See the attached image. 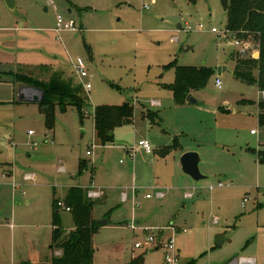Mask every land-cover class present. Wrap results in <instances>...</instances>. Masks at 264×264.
I'll use <instances>...</instances> for the list:
<instances>
[{
    "label": "rangeland",
    "instance_id": "rangeland-1",
    "mask_svg": "<svg viewBox=\"0 0 264 264\" xmlns=\"http://www.w3.org/2000/svg\"><path fill=\"white\" fill-rule=\"evenodd\" d=\"M57 14L79 31L56 32ZM16 22L31 31H7L0 45L8 47L3 58L11 64H0V71L43 81L58 72L80 85L86 100L81 115L75 106L61 111L55 104L47 127L39 102L10 100V77L2 74L0 162H9L12 175L0 168V264L55 255L52 198L62 201L74 185L104 191L91 212L109 221L92 236L95 264H166L165 249L145 244L143 228L149 234L161 228L165 240L173 235L180 264H232L240 258L264 264V124L257 118L264 91L233 73L237 59L259 52L247 46L242 56L231 33L211 30H226L221 0H14L13 8L0 0V26ZM25 57L27 66L13 64ZM78 57L87 72L83 79L73 66ZM170 62L213 72L204 88L189 89L178 103ZM218 66L226 70L218 74ZM84 82H90L89 92ZM189 94L196 102L186 100ZM126 103L133 106L131 122L102 144L93 132L94 107ZM147 110L157 114L159 125L149 123ZM174 136L178 146L161 150ZM139 139H147L153 151L135 149ZM182 151L198 153L205 178L195 181L182 171ZM133 186L139 188L135 196ZM59 214L63 229L73 230L71 212L60 208ZM136 242L142 246L135 248Z\"/></svg>",
    "mask_w": 264,
    "mask_h": 264
},
{
    "label": "trees",
    "instance_id": "trees-1",
    "mask_svg": "<svg viewBox=\"0 0 264 264\" xmlns=\"http://www.w3.org/2000/svg\"><path fill=\"white\" fill-rule=\"evenodd\" d=\"M194 1V0H192ZM227 12L228 33L237 38L245 46L258 50L257 58L236 60L233 70L234 75L247 82L255 83L259 90L264 91V0H221ZM90 50V48H89ZM90 52V51H89ZM168 67L175 68V78L171 84L174 99L182 103L185 92L189 89L199 90L204 88L212 74V69L204 65L179 66L170 62ZM256 68L257 76H253ZM47 81L37 80L31 75L9 71L3 74L11 75L12 80L23 86H35L43 90V99L40 103L46 117V125L50 127L53 122V106L56 104L61 111L67 106L77 107L80 112L85 104L81 86L75 85L70 79H64L58 72H54ZM257 118L260 124H264V101L257 102ZM133 106L129 103L122 105H97L93 109V123L96 137L102 144L112 141L113 130L123 124L131 122ZM147 118L150 123H159L160 119L155 112L147 110ZM177 137L173 138V147H177ZM171 147V146H170ZM170 147H165L169 149ZM86 164H82L85 171ZM86 189L80 185L70 186L62 201L52 198L51 226L52 246L60 249V255L52 256L46 263H34L30 260H22L14 264H95L93 262L92 236L97 231L99 224L91 216L94 201L86 196ZM67 209L71 212L75 227L65 231L59 209ZM130 264H139L133 260ZM191 264V263H188Z\"/></svg>",
    "mask_w": 264,
    "mask_h": 264
},
{
    "label": "built area",
    "instance_id": "built-area-1",
    "mask_svg": "<svg viewBox=\"0 0 264 264\" xmlns=\"http://www.w3.org/2000/svg\"><path fill=\"white\" fill-rule=\"evenodd\" d=\"M153 1V0H150ZM149 7L148 3H143V8L147 9ZM54 30H56V32H61L62 30H69V31H73V32H78L79 31V27L76 26L75 22L71 19H65L64 17H62V15L57 14L56 18H55V27ZM213 32H216L222 36H225L228 34V31H222V30H216L215 28L211 29ZM233 43L235 46H237L239 49V54L242 56H245L247 53V46L243 45L241 43V41L239 39H234ZM252 55V53H251ZM74 69L76 74L81 78H85L87 77V72H86V68L84 65V61L82 58L78 57L76 58L75 63L73 64ZM215 86L220 89L222 87V82L220 80L219 77H217L215 79ZM82 88L84 89V91L89 92L90 88H91V84L90 82H84L82 83ZM264 95V92H263ZM251 132H254V130H252ZM29 134H32V131H29ZM94 145V144H92ZM135 149H142L144 152L146 153H151L153 151V147L151 146V144L149 143V141L147 139H139L137 141L136 144V148ZM91 151L88 150L87 154H90ZM25 178H28V176H25ZM218 185H221V182H218ZM88 197H98L101 192L94 190V189H90L87 191ZM160 195V193H159ZM147 198L150 197L149 194L145 195ZM68 210V208L66 209ZM130 227L132 229H135L136 226L135 225H130ZM154 231H151L150 234L148 233L149 229L143 228V231L146 232L147 235V239L145 241V244H150V245H160L162 246L165 250H164V260L166 264H180L179 263V256H178V250L175 247V241H174V237L169 236L165 242L164 240L160 241L159 240V235L160 232H162L163 230L161 228H152ZM164 242V243H163ZM141 243L140 242H136L134 244L135 248H139L141 247ZM232 264H255L254 260L251 258H240L239 260L233 262Z\"/></svg>",
    "mask_w": 264,
    "mask_h": 264
},
{
    "label": "crops",
    "instance_id": "crops-1",
    "mask_svg": "<svg viewBox=\"0 0 264 264\" xmlns=\"http://www.w3.org/2000/svg\"><path fill=\"white\" fill-rule=\"evenodd\" d=\"M69 1V0H68ZM70 3H72L71 1H70ZM72 4H74V3H72ZM18 22H16V24H14V25H10V26H8V27H3V26H0V42L2 41V40H5L6 38H7V35H6V33H7V31H11L12 29H14L16 32H18L19 34H21V35H23L22 33H24V32H26V31H31V29H28V28H26L25 27V25L24 24H22V25H20V26H18V24H17ZM80 27V26H79ZM18 37H20V36H18ZM18 49V48H17ZM7 50H8V47H6V46H4V45H0V51L3 53L2 55H0V56H2V57H0V64H11V63H9L8 61H6V59H4L3 58V56H5V54H7L8 52H7ZM20 50V49H19ZM6 51V52H5ZM90 51V50H89ZM24 52H27V51H24ZM26 57L24 58V59H16L17 61H15L13 64H15V66L16 67H23V66H27V65H25V62H26ZM19 60V61H18ZM43 65V64H42ZM40 68H45V69H48L47 68V66H40ZM39 68V69H40ZM221 68H222V66H221ZM32 70H35V69H32ZM62 70H64V69H62ZM61 70V71H62ZM9 71H13V70H11V69H9V70H2V71H0V80H1V78H2V74L3 73H6V72H9ZM221 71H223V70H221ZM3 75H7V74H3ZM7 76H9L10 78H9V81L11 82V84H12V88H11V101H16V102H21V101H19L18 100V92H19V89H20V87L21 86H23L22 84H20V83H18V82H15V81H13L12 80V77H11V75H7ZM3 103V102H2ZM149 123H150V121H149ZM152 124V123H151ZM153 124H160V122L159 123H153ZM252 131V130H251ZM93 132L95 133V130H94V123H93ZM174 137H176V136H174ZM173 137V138H174ZM172 144H173V140H172ZM172 144H169V145H166V146H163V148L161 147L160 149L162 150V149H164L165 147H170V146H172ZM160 149H159V151H160ZM90 150V149H89ZM88 151V150H87ZM91 151V150H90ZM167 151H169V150H167ZM184 152H186V151H182L181 153H180V155H182ZM86 154H87V152H86ZM89 155V154H88ZM1 167H3V169L4 170H6V174L7 175H9V176H11L12 175V169H10V167H11V165L9 164V162H0V168ZM82 186V185H81ZM90 187V189L92 188L91 186H89ZM89 187H86V189L87 188H89ZM89 189V190H90ZM93 189V188H92ZM88 190V189H87ZM87 190H86V193H87ZM139 190V188L138 187H132L131 188V192H132V196H135V194H136V192ZM98 191H100L101 192V194L98 196V197H95V198H103L104 197V194L102 193V192H104L102 189L101 190H98ZM87 197H88V194H87ZM89 198H91L92 200L93 199H95V198H92V197H89ZM124 199L126 198V196H124L123 197ZM147 198V197H146ZM26 202H27V200H26ZM93 207H94V205H93ZM93 210V209H92ZM69 211V210H68ZM92 215H93V213H92ZM93 218L94 219H96V217H94V215H93ZM96 220H100V219H96ZM109 221H107V223H108ZM106 223V224H107ZM160 236V235H159ZM164 237H165V235H164V233H163V236L161 235V238L160 237H158L159 238V240L160 241H162V240H165L164 239ZM157 246H159L160 247V245H157ZM50 247H52V245H50ZM58 251V253H56ZM56 252H55V255H60V253H61V251H60V249H58L57 248V250H56ZM54 255V256H55ZM12 257V256H11ZM12 260V259H11ZM22 260H30V261H33L34 263H46V262H48L49 260H47V259H44V260H41V258L39 257V256H28V258L27 259H21V261ZM9 264H14V263H9Z\"/></svg>",
    "mask_w": 264,
    "mask_h": 264
},
{
    "label": "water",
    "instance_id": "water-1",
    "mask_svg": "<svg viewBox=\"0 0 264 264\" xmlns=\"http://www.w3.org/2000/svg\"><path fill=\"white\" fill-rule=\"evenodd\" d=\"M9 8L14 7V0H5ZM180 26V25H179ZM221 70H226L225 66H218V74L221 73ZM43 99V90L35 86H21L18 92V100L21 102H41ZM186 100L189 102H196V99L190 94L187 95ZM44 110H47V107H43ZM182 171L190 176L193 180L198 181L205 178L198 167L199 155L195 151H186L184 152L179 159ZM107 219L97 220L99 226H104L107 223ZM217 245H221V241H217ZM159 246H156L155 249H158ZM152 250H149V252Z\"/></svg>",
    "mask_w": 264,
    "mask_h": 264
}]
</instances>
